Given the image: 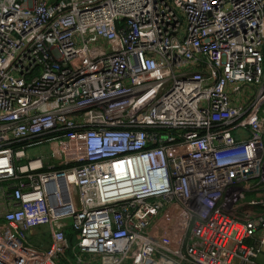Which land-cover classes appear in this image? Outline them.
Wrapping results in <instances>:
<instances>
[{"label":"built area","instance_id":"built-area-1","mask_svg":"<svg viewBox=\"0 0 264 264\" xmlns=\"http://www.w3.org/2000/svg\"><path fill=\"white\" fill-rule=\"evenodd\" d=\"M0 210V264H264V0H0Z\"/></svg>","mask_w":264,"mask_h":264},{"label":"crops","instance_id":"crops-1","mask_svg":"<svg viewBox=\"0 0 264 264\" xmlns=\"http://www.w3.org/2000/svg\"><path fill=\"white\" fill-rule=\"evenodd\" d=\"M0 214H2L3 215V212L0 210ZM2 215L0 216V226L2 227L3 225H4V220H3V217H2ZM167 215V214H166ZM155 225V224H154ZM160 225H163V220L161 221V224ZM3 227H5V226H3ZM162 227V226H161ZM160 227V228H161ZM42 227H40V228H36V229H34V230H31L30 231V233H29V237H28V242H29V244H32L34 247H37L36 245H38L39 244V242L41 241V242H43V243H46V241L44 240L45 238H44V234H41V236H36V235H40V234H37V233H39V232H37V231H43L44 232V229L46 228V227H44V229H41ZM154 226H153V232H154V234L157 232L156 230H154ZM159 228V229H160ZM156 229V228H155ZM47 231H48V233L50 234L49 236H48V238H47V244L46 245H48L49 243H51V233H50V230L47 228ZM162 235H166V231H161L160 232ZM44 245H40V250H44V249H48L49 248V246H50V244H49V246L48 247H46V248H42ZM39 249V248H38Z\"/></svg>","mask_w":264,"mask_h":264},{"label":"rangeland","instance_id":"rangeland-1","mask_svg":"<svg viewBox=\"0 0 264 264\" xmlns=\"http://www.w3.org/2000/svg\"><path fill=\"white\" fill-rule=\"evenodd\" d=\"M48 147H49V144L47 143V144H45L44 146H43V151H45V154H46V158H45V161H53L52 160V158L50 157L51 156V151L48 149ZM45 149V150H44ZM248 200V198L246 197L245 198V201H247ZM245 207V206H244ZM2 214H0V216H1ZM237 216L239 217V218H242V216H243V211H237ZM162 225H158V224H156L155 225V228H156V230H158L160 227H161ZM41 229H44V227H42ZM37 232H39V233H37V234H40V235H36V236H41V234H44V238H48V231H47V228H45L44 229V232L43 231H37ZM41 242V241H40ZM47 243H41V245H44L42 248L44 249V248H46V247H48L49 246V244L48 245H46ZM36 248H41V247H39V246H37ZM67 256L68 257H70V258H72V259H75V255L73 254V252L71 251V250H68L67 251ZM81 256L82 257H86V258H89L90 256H88V255H82L81 254ZM260 263H261V261H259ZM63 264H67V262L66 261H64L63 262Z\"/></svg>","mask_w":264,"mask_h":264},{"label":"trees","instance_id":"trees-1","mask_svg":"<svg viewBox=\"0 0 264 264\" xmlns=\"http://www.w3.org/2000/svg\"><path fill=\"white\" fill-rule=\"evenodd\" d=\"M48 235H50V234L48 233ZM44 240H45V241H46V243H47V239L45 238ZM41 243H43V242H39V244H38V245H36V246H39V247H40Z\"/></svg>","mask_w":264,"mask_h":264},{"label":"bare ground","instance_id":"bare-ground-1","mask_svg":"<svg viewBox=\"0 0 264 264\" xmlns=\"http://www.w3.org/2000/svg\"><path fill=\"white\" fill-rule=\"evenodd\" d=\"M149 245V244H148ZM148 245H147V248H148ZM166 264H168V263H166Z\"/></svg>","mask_w":264,"mask_h":264}]
</instances>
